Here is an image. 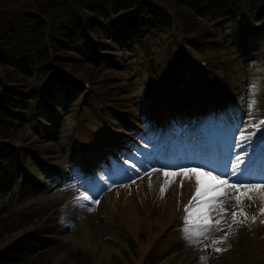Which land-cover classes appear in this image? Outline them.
Instances as JSON below:
<instances>
[{"label": "rangeland", "instance_id": "1", "mask_svg": "<svg viewBox=\"0 0 264 264\" xmlns=\"http://www.w3.org/2000/svg\"><path fill=\"white\" fill-rule=\"evenodd\" d=\"M155 2L163 8L166 6L170 10L168 14L172 12L174 24L170 29L156 33L152 44L145 48L139 44L132 51L107 49L106 52L120 61L116 69L105 63L100 66L85 62L58 66L53 60V68L61 70L67 78L89 81V92L64 94L65 89L62 88L54 95V100L58 101L53 102L55 113L44 111L41 107L36 112H30L21 126L14 125L13 129H9L11 135L6 140L0 137L1 143L16 149V153L6 149L4 155L6 174L4 183L0 185V248L9 246L18 236L26 234L37 238L40 255L44 253L42 250H47V253L41 255L45 264H247L256 238H264V234H258L259 224L264 219L258 215L262 204L257 197L250 206L244 200V211L249 217L257 214L255 223L249 220L245 224H234L229 233L227 225L231 223V206L235 204L229 198L223 205L229 211L227 223L222 222L220 225L222 231L214 229L206 236L186 239L188 233L184 229L189 225L182 218L189 214L185 213L184 207L179 208V204L195 194L194 178L184 180L181 187L183 177L173 176L168 179L163 176L164 171L174 172L183 167H202L204 171H212V163L208 162L209 142L202 135L205 133L209 138L212 136L209 130V108L207 112H202L208 98L212 104L213 98L229 100L231 106V117L227 120L219 119L221 131L217 135L220 138L222 151H219L222 158L218 161L225 163L228 157L224 153L235 156L242 151L239 146L232 148L231 145L234 138L239 143V130L249 119L246 115L247 102L253 86L259 88L258 111L254 120L264 117V37L251 36L248 45L241 47L238 34L234 35L227 22L212 26L208 17L199 18L194 11L176 14L175 8L181 7L177 6L175 0ZM33 6L39 7V1L0 0V23L10 15ZM183 18L191 25L189 34L182 28ZM207 29L216 32L213 37L220 44L217 49H213L208 42H203L211 41L212 38L208 40L202 35V48L205 52L200 55L194 46L184 42L183 37L206 33ZM163 51H168L169 59L165 92L161 91L157 73L163 65L159 63ZM151 52L154 69L151 68ZM191 56L197 62L207 58L208 65H203L206 69H200L193 59L188 58ZM11 70L9 66L1 70L0 91L4 86L16 84V81L11 80V74H6ZM17 78L22 82L26 79L20 80L21 75H17ZM229 92L232 97L227 94ZM104 108L114 112L106 113ZM92 112L98 121V127L90 131L94 135L95 145L90 144L77 150L73 142L79 139V127L81 130L83 124L87 127L90 123ZM229 120H232L233 125L224 127L223 123ZM247 131L255 129L248 128ZM256 137L257 134L252 137L253 147L249 151L254 154L259 146ZM18 149H24L27 156L30 153L34 158L28 156L27 163H20ZM263 171L264 168H261L255 177H251L253 183L264 182ZM221 176L230 183L236 180L234 177L223 176V173ZM204 177H201V183ZM24 179L37 184L27 189L24 187ZM26 184L29 185L30 181ZM189 184L194 185L190 192L192 196L186 199L180 197ZM161 187L165 188L166 193L175 189L171 200L176 201L175 211H179V218L173 225L168 223L167 218L164 220L163 225L166 227L162 231L163 225L156 224L155 220L164 211L163 204L166 203L164 194L161 197ZM212 187L213 184L205 186L201 200L214 196L209 191ZM119 189L136 202L144 203L145 210L150 208L154 225L142 222L137 235L126 233L127 223L121 216L125 205H122L113 212L114 224L120 232L101 234L100 239L104 242L98 241L89 232L92 242L99 245L94 253L91 244H82L76 235L82 234L92 220L104 219V214L98 213L100 203L104 202L107 195L112 192L115 194ZM178 190H181L180 194ZM80 191H84L90 200L77 203L82 195ZM116 195V199L124 200L118 193ZM81 204L84 206L81 207ZM194 207L191 211L193 225L201 216L203 204ZM238 219L243 218L238 214ZM226 233L227 240L215 245L224 250L215 252L212 247L205 248V245H211L213 240L221 239ZM153 237L152 244L155 245L151 244V250L141 257L142 247L144 251V245ZM263 245L264 242L257 244L256 251L260 252ZM104 246L111 254L105 252ZM257 264H264V261Z\"/></svg>", "mask_w": 264, "mask_h": 264}, {"label": "trees", "instance_id": "2", "mask_svg": "<svg viewBox=\"0 0 264 264\" xmlns=\"http://www.w3.org/2000/svg\"><path fill=\"white\" fill-rule=\"evenodd\" d=\"M38 1L39 7L18 11L0 23V66L3 67L0 73L9 66L12 70L6 74L16 81L0 91V122L6 125L0 124V137L4 139L11 135L9 129L22 125L40 105L54 110L49 103L54 99V91L65 88L66 94L81 87L55 70L53 60L58 66L81 62L97 66L107 62L114 66L116 61L102 50L116 47L129 50L135 44L145 48L151 45L156 33H164L172 25L171 15L155 0ZM175 1L181 7L175 8L178 15L194 11L198 17L209 16L214 24L228 22L236 33L243 21H249L256 33L264 35V0ZM182 24L190 32L186 18ZM210 34H198L199 40L202 35L208 38ZM189 41L201 50L197 38L191 37ZM17 75L22 76L20 80L26 78L25 83ZM5 153L6 146L0 144V185L5 181ZM34 183L30 181L32 186ZM37 244L35 237L21 236L0 252V264H45L41 255L47 250H42L44 253L40 255Z\"/></svg>", "mask_w": 264, "mask_h": 264}, {"label": "snow or ice", "instance_id": "3", "mask_svg": "<svg viewBox=\"0 0 264 264\" xmlns=\"http://www.w3.org/2000/svg\"><path fill=\"white\" fill-rule=\"evenodd\" d=\"M259 94V88L253 86L250 89V97L247 102V113L246 115L249 119L244 123L243 127L239 130L240 134L237 138H234L232 148L239 146L241 148V152L236 154L235 156L229 155V157L225 160L224 167L225 172L223 176L235 177V182L230 183L228 179L222 178L221 175H213L212 172L215 171H204L202 167H183L177 171L170 172L164 171V177H173V176H181L183 179L181 180V187H183L184 180L195 179V194L192 196V201L189 202V205L185 207V213L189 215L182 218L185 223L189 226L184 229L188 235L185 237L188 240H191L193 236L201 237L206 236L207 233L212 230H223L220 225L221 223H227V213L228 209L224 208L225 200L231 198L235 201V204L231 206V223L228 224L229 233L232 232V225L234 224H245L248 223L249 220L252 223H255L257 219V214L249 217L248 213L244 211V200L246 199L249 202V206L255 203V198H259L262 206L259 209V216H264V182L259 183H244L240 181L238 173L242 174L243 170L241 169V165H245L244 157L249 156V151L252 149V137L256 136L257 132L260 133L261 136H264V117L259 120H254L256 116V112L258 111L257 104V96ZM248 128H253L255 131L248 132ZM247 142V143H245ZM233 159L235 163H233ZM249 160L251 158L249 157ZM247 169V165H245V169ZM207 176L210 177L211 180L215 182L213 187L209 189L210 192L215 193L214 196L201 200V177ZM167 183V182H166ZM161 197L165 192V188L161 187L160 189ZM205 196L207 193L204 194ZM223 197V199H220ZM80 200L88 201L90 197L87 195H81V197L77 200V203ZM195 202V204L193 203ZM203 204V211L198 222L193 225L191 220V208L200 204ZM84 205L81 204V207ZM242 217L243 219H238ZM264 223V220L261 221ZM228 233L225 234L219 240H213L211 245H205V248L212 247V250L215 252H221L224 249L219 247H215L217 244L224 243L227 240ZM206 261L205 257L201 258Z\"/></svg>", "mask_w": 264, "mask_h": 264}, {"label": "bare ground", "instance_id": "4", "mask_svg": "<svg viewBox=\"0 0 264 264\" xmlns=\"http://www.w3.org/2000/svg\"><path fill=\"white\" fill-rule=\"evenodd\" d=\"M168 51H163L161 53V55L159 56V63L162 65L161 68H159L158 70V78L160 81V86H161V91L165 92L167 89V76H168ZM204 69V68H202ZM210 103L206 104V108L208 109L210 108ZM221 109H223V106L221 105ZM225 109H223L221 112L217 111L215 109L214 114L211 116L210 119H212L216 124H219V119L222 118L227 111H225ZM91 119H90V123L88 125H86L87 127L84 126V124L82 125V129H81V135L80 136V141L84 144V145H95V140H94V135L91 134V132H93L91 129H96V125L98 127V121H97V117L96 115L92 112L91 114ZM228 127L232 126L233 124L231 122H226ZM91 128V129H89ZM218 130H220V128H218ZM91 131V132H90ZM209 136V135H208ZM213 138V137H212ZM82 146V145H81ZM218 148L219 146L217 145V143L215 141H211L210 142V151L208 152V158L209 160L212 161H216L219 157V152H218ZM247 168L249 167L248 164ZM245 165H241V169L244 172L245 169ZM240 174V173H239ZM168 179H171L169 177H167ZM204 182L201 183V192L203 191V188L208 184H212L215 183L213 180H211L210 177L205 176L203 178ZM169 181V180H167ZM193 181L195 182V179H193ZM194 185L193 184H189V186L187 188H184L183 190V195H179L180 197H184L185 199L188 197H191L192 195H190L191 190L193 189ZM181 190H178V193L180 194ZM119 194V196H121V199L124 200H119L116 199L118 196L116 194ZM166 193V192H165ZM164 193V201L166 203L163 204V212H161V214L159 216H157L155 218L156 220V224L162 226L164 224V220L167 218L168 223L170 221H172L173 219L177 218V212L175 211L176 209V204L174 202H172L171 199H173V195L175 193V189L172 191L169 190L166 194ZM190 195V196H189ZM139 199L141 200V196L139 197ZM177 200V198H176ZM122 205H125L124 207H122V213L121 216L124 218L123 221L127 223L126 228L128 229L126 233L128 234H135L137 235V233L139 232V229L141 228V224L142 222H146L147 225H154L153 223V215H152V211L149 209L145 210V204L144 203H139L136 202L134 199H131L130 196H127V194L125 192H123L121 189H119L115 194L114 192H112L110 195H107L106 198L104 199V202L101 201L100 203V211H98L99 215L102 213V215L104 214L103 218L107 219L106 221L104 219L102 220H98V219H94L92 220L90 225H86L87 227H85V229L83 230L82 234L78 233L76 235L77 240L79 242H81L82 244L85 245V243L91 244V250L95 253L98 250V243L96 242H92L89 232L92 233V235L96 236V239H98V241H102L100 239V235H107L111 234L112 232H115L118 230L117 226L114 224L113 218V212L116 211V209L118 210L119 207H121ZM196 207H192L191 211H193ZM125 213L126 216H125ZM107 214V215H106ZM171 217V218H170ZM170 218V219H169ZM262 218L264 219V216H262ZM108 219L112 222L108 223ZM166 227V225H163L161 231ZM121 231L122 228H121ZM120 232V231H117ZM258 234H264V224L262 225L261 223L259 224V228H258ZM20 237L18 236L16 239H14L13 241H17ZM154 240V237L151 239V241L144 245L145 250L143 251V247L141 249L142 251V256H144L143 254H145V252L150 251L151 250V244ZM104 242V241H102ZM264 242V238H260L259 236L256 238L255 243L253 244V253H251L250 258L248 259L247 264H257L260 263V261H264V245L263 248L261 249L260 252H257V244ZM104 245V244H103ZM106 245V243H105ZM155 243L152 244V246H154ZM7 246H4L2 248H0V252L3 251ZM104 250L107 253H110V250L108 248L105 249L104 246Z\"/></svg>", "mask_w": 264, "mask_h": 264}]
</instances>
